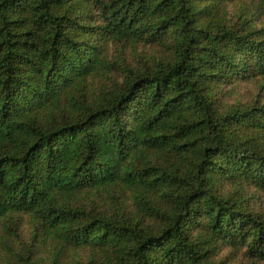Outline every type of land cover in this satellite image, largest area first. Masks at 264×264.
Listing matches in <instances>:
<instances>
[{
    "label": "trees",
    "instance_id": "16d2710c",
    "mask_svg": "<svg viewBox=\"0 0 264 264\" xmlns=\"http://www.w3.org/2000/svg\"><path fill=\"white\" fill-rule=\"evenodd\" d=\"M110 39L169 55L105 81ZM249 79L264 91V0H0V234L30 215L51 264H222L216 241L264 262V217L219 189L264 190V99L233 92ZM10 251L37 264L32 242Z\"/></svg>",
    "mask_w": 264,
    "mask_h": 264
},
{
    "label": "rangeland",
    "instance_id": "374dc122",
    "mask_svg": "<svg viewBox=\"0 0 264 264\" xmlns=\"http://www.w3.org/2000/svg\"><path fill=\"white\" fill-rule=\"evenodd\" d=\"M100 17L95 16L93 22L96 24ZM99 23H97L98 25ZM170 42L148 43L145 41L126 45L121 40L110 39L108 43V58L112 63L109 76L102 78L105 81H120L123 77L125 68L137 69L150 64L159 57L169 55ZM103 80L95 81L97 87ZM234 96L243 103L253 102L255 99H264V91L257 82L244 80L234 85ZM220 191L238 197L239 201L248 210L258 213L264 217V190L257 188L251 183L223 184L219 187ZM91 206L106 211V213H121L129 215L134 212L135 205L132 195H119L116 198H109L103 194L102 199L94 194L85 195ZM34 221L28 214L15 215L11 221L12 232L2 231L0 234V264H17L11 258V249H20L24 243L32 242L35 244V254L37 264H51L44 247L39 241L32 240ZM146 224L157 226L152 220H146ZM211 260L220 261L222 264H264L263 261L249 256L242 244L234 245L228 241H216L212 243ZM90 251L78 250L68 251L64 264H79V261H86Z\"/></svg>",
    "mask_w": 264,
    "mask_h": 264
}]
</instances>
